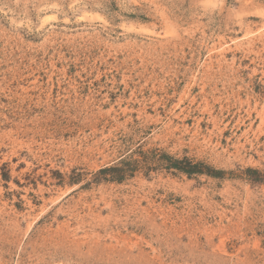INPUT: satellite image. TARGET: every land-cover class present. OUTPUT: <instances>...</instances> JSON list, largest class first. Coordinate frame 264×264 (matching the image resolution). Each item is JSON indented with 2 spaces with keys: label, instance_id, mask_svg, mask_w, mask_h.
Wrapping results in <instances>:
<instances>
[{
  "label": "rangeland",
  "instance_id": "rangeland-1",
  "mask_svg": "<svg viewBox=\"0 0 264 264\" xmlns=\"http://www.w3.org/2000/svg\"><path fill=\"white\" fill-rule=\"evenodd\" d=\"M0 264H264V0H0Z\"/></svg>",
  "mask_w": 264,
  "mask_h": 264
},
{
  "label": "trees",
  "instance_id": "trees-1",
  "mask_svg": "<svg viewBox=\"0 0 264 264\" xmlns=\"http://www.w3.org/2000/svg\"><path fill=\"white\" fill-rule=\"evenodd\" d=\"M152 161H155L158 166L167 171L174 170L187 175L209 173L206 164L200 161H194L186 156L177 158L164 152L155 153L152 151L137 150L122 157L116 163L101 168L98 174L104 175V179L107 180L122 181L141 169H146L147 171L152 170Z\"/></svg>",
  "mask_w": 264,
  "mask_h": 264
}]
</instances>
